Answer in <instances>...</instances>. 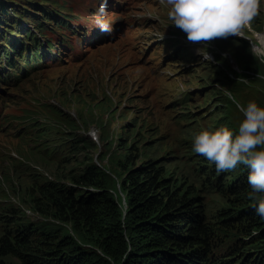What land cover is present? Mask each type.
Here are the masks:
<instances>
[{"label":"rangeland","instance_id":"rangeland-1","mask_svg":"<svg viewBox=\"0 0 264 264\" xmlns=\"http://www.w3.org/2000/svg\"><path fill=\"white\" fill-rule=\"evenodd\" d=\"M52 1L56 4L36 0L49 8L46 14L34 0H0L26 27L12 31L21 40L28 31L39 35L38 29L47 27L38 36L40 65L16 72L14 82L0 69V206L20 205L27 219L42 222L15 191L22 196L40 176L55 179L62 172L69 178V171L87 162L113 172L118 144L130 133L143 150L138 161L155 160L168 169L198 194L214 219L225 198L207 183L190 147L194 133L219 128L223 119L238 131L243 114L236 103L246 107L254 100L264 108V78H258L264 77V63L249 51V40L264 35V0L243 30L246 38H217L207 48L189 43L172 25L167 0H108L110 33L95 25L99 0ZM56 14L66 22L60 25ZM8 27L0 24V34ZM5 46L1 35L0 48ZM67 133L73 140L66 145H74L64 153L67 162L50 160L43 148ZM114 191L123 199L118 183Z\"/></svg>","mask_w":264,"mask_h":264},{"label":"trees","instance_id":"trees-1","mask_svg":"<svg viewBox=\"0 0 264 264\" xmlns=\"http://www.w3.org/2000/svg\"><path fill=\"white\" fill-rule=\"evenodd\" d=\"M32 4L50 14L36 0ZM6 7L0 4V24L9 25L2 31L5 35L0 34L6 45L0 48V69L7 82H14L16 72L24 74L41 64L38 36L47 27H40L39 35L30 30L21 40L19 31L26 32V27ZM57 15L54 18L64 24ZM13 21L16 26L10 25ZM43 41L51 45L49 39ZM223 121L231 129L229 120ZM69 135L48 143L45 156L66 163L64 153L74 147L66 145L73 140ZM135 142L129 133L123 144L117 143L113 172L87 162L69 171V178L62 172L55 179L40 176L22 196L16 190L19 202L43 221L34 224L20 205H1L0 264H264V219L248 198L246 167L217 172L215 164L190 147L207 183L225 198L209 219L198 194L168 169L155 160L138 161L143 150ZM117 183L123 199L114 195Z\"/></svg>","mask_w":264,"mask_h":264},{"label":"clouds","instance_id":"clouds-1","mask_svg":"<svg viewBox=\"0 0 264 264\" xmlns=\"http://www.w3.org/2000/svg\"><path fill=\"white\" fill-rule=\"evenodd\" d=\"M169 18L186 34L187 41L207 48L217 38L243 37V30L260 12V0H167ZM108 0H99L95 25L111 32L113 22L106 11ZM249 51L264 63V35L249 40ZM209 61L212 57H206ZM258 78H264L259 77ZM229 98L231 94H229ZM235 102V101H234ZM243 119L235 133L225 124L214 130L194 133L193 151L215 164L217 172H228L243 165L248 169V198L257 216L264 219V108L252 100L236 103ZM95 139V136H93Z\"/></svg>","mask_w":264,"mask_h":264}]
</instances>
